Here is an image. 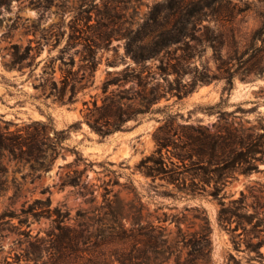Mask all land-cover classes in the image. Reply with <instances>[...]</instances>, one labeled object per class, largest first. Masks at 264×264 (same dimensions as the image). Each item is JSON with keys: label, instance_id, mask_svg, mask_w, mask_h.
I'll return each mask as SVG.
<instances>
[{"label": "trees", "instance_id": "1", "mask_svg": "<svg viewBox=\"0 0 264 264\" xmlns=\"http://www.w3.org/2000/svg\"><path fill=\"white\" fill-rule=\"evenodd\" d=\"M217 1H155L139 20L130 21L124 30L112 27L115 14L107 8L97 12L100 20L94 25L89 24L91 9L85 7L79 10L77 17V20L85 19L84 25L77 22L70 25L66 47L44 65L34 87L60 104L74 103L77 93L88 86L87 81L96 70L97 49H108L113 37L124 39V53L134 64L106 71L100 86V103L94 96L91 105L88 100H83L85 122L91 130L106 136L122 130L131 120L137 121L139 116L159 110L153 105L162 98L175 96L181 99L197 86L215 80H223L224 90H230L236 75L241 79L250 74L262 75L264 18L246 38H240L233 29L227 32L198 24L204 18L220 16ZM35 27L32 31L27 30L26 34H34ZM49 32L51 36L53 31ZM78 38L84 41L83 53H80L81 63L74 68V55L65 58L63 54L66 49L81 43L76 42ZM32 41L29 38L25 45L11 43L4 67L20 72L27 67L32 70L37 64L34 61L41 44L40 40H36L33 46ZM206 47L212 51L213 68L195 62ZM57 58L60 59L59 78L55 77ZM119 59L124 61L123 56ZM155 60L157 62L152 63ZM107 64L116 66L117 59L107 61ZM9 124L0 125V174L4 176L0 179V195L9 188L6 166L2 162L5 156L8 160L29 163L34 170H45L46 158L52 162L64 148L65 130L55 129L51 118L47 122L32 120L13 130ZM245 131L231 125L211 130L207 125L177 123L172 114L166 113L162 123L152 133L154 150L141 157L135 168L150 178V187L163 188L159 192L162 196L195 198L208 194L219 204L217 220L220 224L231 231L240 228L255 237L264 236V215L259 212L264 207L261 201L264 195L256 193L251 186L249 196L253 197V201L248 204V195L243 190L239 191L238 197L227 201V195L221 193L234 172L251 173L257 169L255 161H264V143L252 140L253 136L259 138L262 134ZM257 153L261 157L256 156ZM78 163L79 158L75 157L72 165ZM88 165L91 162L85 163L81 170L74 168L61 176L60 188L76 187L84 201L90 203L87 209L77 210L73 217L69 209L51 207L49 196L35 198L19 212L0 213V219L4 216L18 218V234L25 237L20 241L26 243L24 264L30 261L32 264H213L210 255L211 229L204 208L185 207L193 214L192 220L183 228L182 224L188 220L184 213L179 215L164 211L152 218L151 212H144L147 207L135 187L130 188L133 197L126 200L118 192L110 196V190L104 186L101 201L96 203L94 189L82 179ZM156 180L161 182L155 183ZM114 184L119 182L116 180ZM29 216L35 220L45 217L50 221L44 235L40 234V230L31 234L21 229ZM171 223L174 229L168 227ZM195 224L198 226L190 230ZM262 244L264 238L255 242L248 240L246 248L261 256ZM44 253L48 256L46 260L42 259ZM230 260L231 264H243L233 256ZM19 261L15 260V263L19 264Z\"/></svg>", "mask_w": 264, "mask_h": 264}, {"label": "rangeland", "instance_id": "2", "mask_svg": "<svg viewBox=\"0 0 264 264\" xmlns=\"http://www.w3.org/2000/svg\"><path fill=\"white\" fill-rule=\"evenodd\" d=\"M155 1L162 0H0V125L9 122L10 129H15L32 120L47 122L51 118L55 129L65 130L64 148L59 155L49 162L46 158L47 169L34 170L29 163L24 161L8 160L3 158V166H6V177L9 188L0 195V213L2 211L19 212L24 206L35 198L51 199V207L60 206L69 209L73 217L77 210H84L90 203L84 201L79 195L78 188L65 186L60 188L61 176L67 171L85 167L82 179L87 180L91 189H94L96 203L101 201L104 186L110 190V196L118 192L119 196L128 200L133 197L130 188L135 187L142 195V201L147 210L155 215L162 212L170 214L184 213L188 220H192V211L185 207L199 206L205 209L211 229V262L213 264H231L230 256H233L243 264H264V244L260 247L261 256L254 250L246 248V242L257 241L264 238L262 234L255 237L252 234L242 232L239 228L231 231L217 220L219 204L208 194L198 195L195 198H173L159 194L163 189L149 186L151 180L140 174L135 165L141 157L152 152L155 143L152 138L154 129L162 123L166 113L172 114L177 123H191L194 125H207L211 130L217 126L231 125L241 127L246 131L262 134L261 137L252 139L257 143H264V72L262 75L250 74L245 79L236 75L230 90H224V81L215 80L208 84H202L187 96L177 99L170 96L162 98L153 108L159 110L139 116L137 121H129L122 130H117L106 136H100L84 120L85 106L83 100H88L91 105L92 96L100 103L102 96L100 86L106 77L107 70H117L126 64H134L133 60L124 53V39L113 37L111 44L106 49L99 47L96 51L98 61L93 77H89L88 86L77 93V100L72 104H60L45 97L34 84L38 83L43 67L51 58L60 55L68 42L70 25L77 22L84 25V18L77 20L79 10L91 9L89 24H95L100 17L97 12L111 10L115 16L112 18L113 28H124L130 21L139 20L148 10V6ZM221 10L220 16L204 18L201 23L213 28L226 30L233 29L240 38H246L251 31L261 24L264 18V0H218L216 3ZM106 22V20H105ZM36 31L26 34L27 30ZM53 34L49 36L50 32ZM46 37L48 40H46ZM32 38V45L40 40L39 54L34 63L36 66L25 68L22 72L13 69L8 70L3 63L9 58V46L11 43L25 45ZM76 46L66 49L63 56L68 58L74 55L75 67L80 61V53H83V39L78 38ZM212 51L206 47L201 57H197L196 64H207L214 67L211 58ZM123 56L124 61L119 59ZM117 59V65L111 66L107 61ZM157 60L152 63H156ZM151 63V62H150ZM60 59L55 60V77H60L58 65ZM88 73V72H86ZM188 77H186L187 79ZM84 82V81H83ZM96 95V96H95ZM212 124H215L212 126ZM245 131V132H246ZM52 134V131L49 130ZM264 148V146L262 147ZM261 157L260 153H257ZM75 157L79 158L78 165H72ZM49 163V164H48ZM257 169L251 173L243 174L238 171L228 178L226 186L221 193L227 195L226 201L239 196L243 190L248 196L246 202L251 204L253 197L249 196V188L252 186L256 193L264 195V161H255ZM4 176L0 174L2 180ZM119 184H114V181ZM161 181L156 180L155 183ZM257 182L261 183L260 186ZM261 189L262 191H257ZM89 194L86 195V197ZM261 201L264 202V199ZM250 210L251 207H250ZM264 215V207L259 209ZM18 218L4 216L0 219V264H24L25 237L18 234ZM198 225L195 224L190 230ZM50 227V221L42 217L35 220L29 216L27 223L21 229L35 234L40 230L44 235ZM174 229L173 223L168 225ZM44 253L42 259H47ZM41 261V260H40ZM9 262V263H6ZM32 264V261L29 262Z\"/></svg>", "mask_w": 264, "mask_h": 264}]
</instances>
